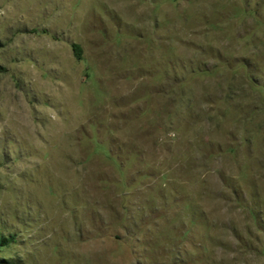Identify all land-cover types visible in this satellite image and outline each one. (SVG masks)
Segmentation results:
<instances>
[{
    "label": "rangeland",
    "instance_id": "374dc122",
    "mask_svg": "<svg viewBox=\"0 0 264 264\" xmlns=\"http://www.w3.org/2000/svg\"><path fill=\"white\" fill-rule=\"evenodd\" d=\"M0 264H264V0H0Z\"/></svg>",
    "mask_w": 264,
    "mask_h": 264
},
{
    "label": "trees",
    "instance_id": "16d2710c",
    "mask_svg": "<svg viewBox=\"0 0 264 264\" xmlns=\"http://www.w3.org/2000/svg\"><path fill=\"white\" fill-rule=\"evenodd\" d=\"M5 241H0V246L4 245Z\"/></svg>",
    "mask_w": 264,
    "mask_h": 264
}]
</instances>
